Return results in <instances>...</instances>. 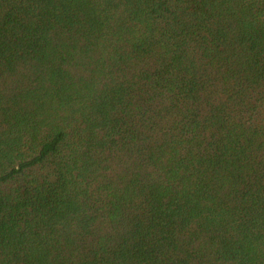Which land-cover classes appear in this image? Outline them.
I'll return each mask as SVG.
<instances>
[{
	"label": "trees",
	"instance_id": "obj_1",
	"mask_svg": "<svg viewBox=\"0 0 264 264\" xmlns=\"http://www.w3.org/2000/svg\"><path fill=\"white\" fill-rule=\"evenodd\" d=\"M0 264H264V0H0Z\"/></svg>",
	"mask_w": 264,
	"mask_h": 264
}]
</instances>
